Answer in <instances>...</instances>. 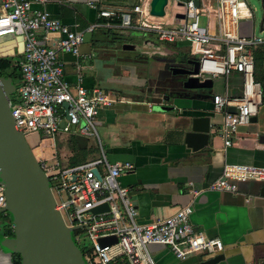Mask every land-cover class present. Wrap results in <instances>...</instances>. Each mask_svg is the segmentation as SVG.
<instances>
[{"label": "built area", "instance_id": "1", "mask_svg": "<svg viewBox=\"0 0 264 264\" xmlns=\"http://www.w3.org/2000/svg\"><path fill=\"white\" fill-rule=\"evenodd\" d=\"M43 1L0 0V37L21 38L17 61L20 80L9 108L14 125L23 136L31 133L42 136L33 147H39L35 160L47 179L55 209L64 225L71 227L75 244H81L85 264H154L148 249L152 244L167 247L180 259L194 252L221 250L218 238L206 237L192 227L190 205L158 220L137 221V210L127 188L118 181L120 172L131 169L132 164L106 159L94 125L97 110L114 99L99 87L87 90L64 79L57 53L77 55L83 31L63 24L47 11L31 9L32 2ZM178 2L181 5L176 2L169 17L176 20L174 24L163 21L168 0L162 17L149 15L148 4L140 3L126 11L98 8L97 15L117 18L124 28L152 32L165 43H188L190 54H198L197 72L192 74L198 81L239 73L238 95H210L212 110L222 115L219 131L222 145L229 146L238 126L248 123L261 104L262 88L254 78V51L264 46V38L238 34V20L251 17L243 0H215V22L200 11L199 3L196 7L193 0ZM175 13L182 17L176 18ZM199 15L205 16V26L199 25ZM215 24L217 30L211 31ZM228 107H233L234 112H227ZM59 133L96 138L98 156L70 163V155L56 150ZM248 180L264 181V166L224 164L220 175L207 188L235 192V182ZM4 205L0 181V207ZM102 205L105 207L93 211Z\"/></svg>", "mask_w": 264, "mask_h": 264}, {"label": "crops", "instance_id": "2", "mask_svg": "<svg viewBox=\"0 0 264 264\" xmlns=\"http://www.w3.org/2000/svg\"><path fill=\"white\" fill-rule=\"evenodd\" d=\"M138 3L145 6L148 0H45L32 2L31 9L47 11L63 24L89 32L77 55L58 52L57 58L70 85L79 83L87 90L99 87L114 99L97 110L96 126L103 143L98 133L97 137L109 162L132 164L131 169L120 172L118 181L127 188L137 221L158 220L190 205L192 227L222 243L217 252H194L181 259L167 247L152 244L149 252L155 263L204 264L222 254L223 260L216 264H258L264 242V196L259 195L263 181L235 182V192L207 187L224 164L264 166V143L257 140L258 134L264 133V100L255 114L256 121L238 126L231 144L224 147L219 132L222 115L212 110L210 95H238L239 73L213 78L218 82L215 88L213 79L210 88H183V77L170 72V67L180 66L172 59V54H180H174V47L180 44L159 41L152 32L124 28L117 18L97 15L98 8L126 11ZM198 3L200 11L213 20L215 0ZM166 13L163 21L169 22L172 11ZM1 52L17 53L18 57L21 38L0 37ZM151 105L171 108L150 110ZM204 115L210 118L213 138L206 146L191 150L183 142L184 134L192 117ZM11 230L4 214L0 233L8 236L6 232ZM0 264H12L11 254L1 249Z\"/></svg>", "mask_w": 264, "mask_h": 264}, {"label": "water", "instance_id": "3", "mask_svg": "<svg viewBox=\"0 0 264 264\" xmlns=\"http://www.w3.org/2000/svg\"><path fill=\"white\" fill-rule=\"evenodd\" d=\"M166 3L167 0H148L149 15L162 17ZM193 3L194 6H198V0H193ZM176 5L180 6L181 2H177ZM174 16L181 18L182 14L175 13ZM88 36L89 32L83 33L84 42L88 40ZM262 54L264 55V49ZM176 63L191 65V68L170 67L173 75L183 77L181 81L183 88L211 87V79L198 81L192 76L197 72V59L185 60L184 55L180 54L176 57ZM14 88L8 78L0 76V181L5 198V205L0 207V211L7 214L13 228L12 236H3L0 233V249L9 254L17 253L20 257L18 264H85L80 250L73 241L71 227L64 225L54 207L45 175L38 167L31 150L25 146L22 133L14 125L9 108L10 94ZM62 106L65 108L66 104L63 103ZM170 108L164 105H151L150 110L165 111ZM227 112H234V108L228 107ZM255 121L256 116H251L249 122ZM210 125V118L207 115L192 117L189 129L184 134V144L191 150L206 146L213 138ZM257 140L264 143V133H259ZM259 195L264 196V181ZM102 207L105 206H98L93 211ZM259 250L261 257L258 264H264V242ZM222 260L223 255L216 254L204 264H216Z\"/></svg>", "mask_w": 264, "mask_h": 264}, {"label": "rangeland", "instance_id": "4", "mask_svg": "<svg viewBox=\"0 0 264 264\" xmlns=\"http://www.w3.org/2000/svg\"><path fill=\"white\" fill-rule=\"evenodd\" d=\"M182 1V0H168V4L165 8L166 12L170 13L171 11L175 10L176 7L174 6L176 2ZM246 6L250 9L251 17L246 19H240L237 23V30L238 34L241 36H247L250 35V33L253 31V35L259 38H264V25L262 24L264 21H262V17L264 15V1L262 0H243ZM203 3V1H201ZM201 7V6H200ZM178 8V7H177ZM165 19V18H164ZM163 19V20H164ZM215 22V18L213 19ZM176 22L175 19H170L169 23L174 24ZM198 23L200 26L206 25V18L204 15H199ZM260 28H262L260 30ZM217 30V25L215 24L214 28L211 31ZM173 45H181L180 47H174V54L175 52H180V54L185 55L186 58H194L196 59L198 57V54L191 55L189 52V44L188 43H172ZM1 54H5L0 57H11V62L14 63L17 59V53H13L14 55H8L7 53L1 52ZM172 59L175 60V55L172 54ZM218 82L216 79H213V87H217ZM263 93H264V84H263ZM16 96V87L14 88L13 92L10 94V99H13ZM94 125L96 128V131L99 135V138L102 142V137L100 135V131L98 130V127L96 126V119H94ZM41 135L39 133H31L26 136H23L24 144L27 148L31 149L34 147V144L41 139ZM60 139H65V141L60 142ZM96 138L90 137V136H80L77 134H65V133H59L55 139V145L56 150L59 154H62L64 156L70 155L72 152H86V157H96L98 156V151L96 149ZM103 143V142H102ZM37 150V149H36ZM5 212L0 211V219H4ZM72 234V232H71ZM82 244H86L85 241H82ZM78 249L81 251V244H76ZM149 249V246H148ZM153 260V258H152ZM154 264L155 261L153 260Z\"/></svg>", "mask_w": 264, "mask_h": 264}, {"label": "trees", "instance_id": "5", "mask_svg": "<svg viewBox=\"0 0 264 264\" xmlns=\"http://www.w3.org/2000/svg\"><path fill=\"white\" fill-rule=\"evenodd\" d=\"M263 49H264V46H261L254 51V78L260 83L261 87L264 84V55L262 54ZM17 61H18V57L14 63L11 62V57H6V56L0 57V76L8 78L15 87H17L19 80H20V73L18 70ZM261 99L264 100V93L262 94ZM38 148L30 149L34 157H36L39 152ZM86 155L87 154L84 151L82 152L74 151L69 156V162L74 164V163L84 161L85 158H87ZM5 215L7 216L6 213ZM7 219L10 222V219L8 216H7ZM6 235L12 236L13 230L7 231ZM11 256H12V264H18L20 261L19 255L17 253H13L11 254Z\"/></svg>", "mask_w": 264, "mask_h": 264}, {"label": "flooded vegetation", "instance_id": "6", "mask_svg": "<svg viewBox=\"0 0 264 264\" xmlns=\"http://www.w3.org/2000/svg\"><path fill=\"white\" fill-rule=\"evenodd\" d=\"M178 55H180V54H177L175 57H177ZM184 58H185V60L190 59V58H186L185 55H184ZM179 64H180V67L191 68L190 64H187V63H179Z\"/></svg>", "mask_w": 264, "mask_h": 264}]
</instances>
